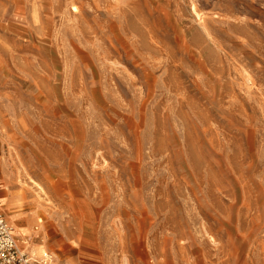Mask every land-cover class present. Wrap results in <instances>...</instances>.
Wrapping results in <instances>:
<instances>
[{"label": "rangeland", "instance_id": "1", "mask_svg": "<svg viewBox=\"0 0 264 264\" xmlns=\"http://www.w3.org/2000/svg\"><path fill=\"white\" fill-rule=\"evenodd\" d=\"M4 172L106 264H264V0H0Z\"/></svg>", "mask_w": 264, "mask_h": 264}, {"label": "crops", "instance_id": "2", "mask_svg": "<svg viewBox=\"0 0 264 264\" xmlns=\"http://www.w3.org/2000/svg\"><path fill=\"white\" fill-rule=\"evenodd\" d=\"M16 187L18 188V185L9 177L8 173H2L0 176V202L9 207L5 216L9 222L14 224L15 238L22 250L34 258H38L45 252L53 253L56 256L54 264H106L104 258L97 252L99 246L94 232L90 231L91 228L85 224L82 207V212H80L75 205V213L83 216L84 227L82 233L73 238L72 226L68 227L66 223L57 225L53 219L48 220L39 216L41 211L32 209L24 213L18 212L20 196ZM39 218L44 222L40 223ZM86 238L92 241L90 245L83 243Z\"/></svg>", "mask_w": 264, "mask_h": 264}, {"label": "built area", "instance_id": "3", "mask_svg": "<svg viewBox=\"0 0 264 264\" xmlns=\"http://www.w3.org/2000/svg\"><path fill=\"white\" fill-rule=\"evenodd\" d=\"M54 261L49 252L34 258L22 250L17 244L14 227L0 210V264H54Z\"/></svg>", "mask_w": 264, "mask_h": 264}, {"label": "bare ground", "instance_id": "4", "mask_svg": "<svg viewBox=\"0 0 264 264\" xmlns=\"http://www.w3.org/2000/svg\"><path fill=\"white\" fill-rule=\"evenodd\" d=\"M21 194L23 195V197L24 198H28V195H27V189L25 188V187H23L22 189H21ZM1 208H2V206H0ZM3 209V208H2ZM6 212V211H5ZM34 214V213H33ZM11 218V217H10ZM34 218V217H33ZM12 219V218H11ZM39 219H41V218H39ZM12 221H13V219H12ZM10 223L12 224V226L13 227H15L14 226V224L10 221Z\"/></svg>", "mask_w": 264, "mask_h": 264}]
</instances>
